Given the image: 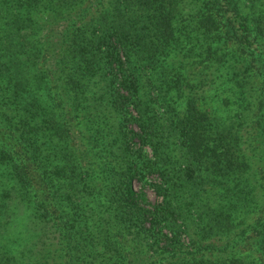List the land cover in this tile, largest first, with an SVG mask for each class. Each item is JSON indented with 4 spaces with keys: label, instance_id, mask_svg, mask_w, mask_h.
<instances>
[{
    "label": "trees",
    "instance_id": "1",
    "mask_svg": "<svg viewBox=\"0 0 264 264\" xmlns=\"http://www.w3.org/2000/svg\"><path fill=\"white\" fill-rule=\"evenodd\" d=\"M248 20L233 0H0V130L36 170L32 180L0 142V264H264V99L256 195L244 151L201 104L217 79L248 104L244 66L227 46L233 36L251 43ZM236 114L238 126L251 119ZM174 150L178 165L164 172ZM140 167L163 179L147 181ZM260 203L243 222L241 206ZM16 205L35 231L16 226ZM258 225L259 256L237 251ZM50 229L55 239L38 243Z\"/></svg>",
    "mask_w": 264,
    "mask_h": 264
},
{
    "label": "rangeland",
    "instance_id": "2",
    "mask_svg": "<svg viewBox=\"0 0 264 264\" xmlns=\"http://www.w3.org/2000/svg\"><path fill=\"white\" fill-rule=\"evenodd\" d=\"M213 1V0H212ZM209 0V2H212ZM235 1L241 8V11L247 15L249 20L247 21L249 26L250 34L254 37V39H251V43H241L239 42L235 36L232 38H228V49L232 52L236 53L242 61L243 68L245 69V80L247 83L243 85V94H246L248 97V100L245 101L248 102V104L244 105L240 102V97H237V87L233 86L235 84L224 81L223 84L213 82L210 83L208 88L204 91V101L201 100V104L204 105L209 114L212 115V120H216V117H220V120H222V123L226 124V128L224 133L230 137L235 144L244 151L245 156L248 161V167L245 169V174L247 177H250L249 180H246L248 185L253 184L255 186V189L252 190L253 194L256 195L258 185L261 184V167H260V129L259 125H261V99H264V54L262 51L263 44L261 42L262 36L261 31H259V28H261V24L264 28V0H233ZM260 12V13H259ZM258 13L260 15V18L258 19ZM217 18L219 16H216ZM223 30V27H222ZM220 30L221 34H224V32ZM264 36V33H263ZM233 86V87H232ZM236 94V95H235ZM130 109V106L127 107ZM235 110L240 112H244L245 115H250V120L243 122L238 126V120L239 116L238 114L235 115ZM160 110H158V107L155 105H152V108L150 109V112L153 113V117L156 119H164L166 116L159 114ZM216 116V117H215ZM234 120V121H233ZM221 122V121H220ZM233 125V129H232ZM133 128L136 127L135 124H131ZM237 127L239 131L237 130ZM240 133V135H239ZM0 142L2 144H5V147L9 148L13 154L16 155L18 160L23 164L26 165V172L27 175L34 180L36 178V170L35 168L28 164V160L26 159L23 150L19 147L17 143L12 140L4 131L0 130ZM145 153V157H148L150 159H153L156 157L153 153V149L146 144L142 147L141 155ZM171 153V160H167L165 162L164 172H170L175 171V167L178 165V150H174V155ZM155 159H153L154 162ZM23 164V165H24ZM142 164H146V162H143ZM142 176L149 182L152 181H160L161 175L156 170H149L147 167H143L141 169ZM171 173V172H170ZM164 175V174H162ZM166 176V175H164ZM236 179V178H235ZM238 182L237 185H233L234 187H238L239 191L245 190L247 188L246 182L243 180L237 179ZM253 181H256V184L253 183ZM32 188L40 195L44 196L45 199L48 201V198L45 196V190L38 185V182L32 181ZM140 181H134L133 185L135 188L139 187ZM245 183V184H244ZM244 184L245 187L242 186ZM143 190L146 194L147 200L149 203L159 202L161 200V195H157L153 188H151L149 185H145L143 187ZM260 190V189H259ZM252 195V194H251ZM232 200H235L234 202L240 203L242 201L241 195L239 197V200L237 196H234L232 193L231 196ZM11 204V203H10ZM261 203L254 207L250 212L246 213L244 210L246 207L241 206V210H243V222L251 223L257 218L258 215H261V209H260ZM237 210L235 211V215L241 211ZM25 213H22V207L21 205H16L14 207L13 216H15L16 226L19 224H25L27 228H30L32 230H36L38 227H33L34 224L32 220L29 217H23L25 216ZM235 216V219H236ZM25 228V227H24ZM20 229V228H19ZM18 229V230H19ZM15 230V229H13ZM257 231H259L257 233ZM261 226L258 225L256 230H252L249 226L246 227L244 230V233L241 234L239 237L237 243L235 244V249L239 251L240 253H249L250 255L254 257H258L260 254V250H257L258 246V239L261 237ZM44 233L40 234L37 238L38 243L41 239L45 241L47 240H54L55 239V233L51 231L48 232L46 236H44ZM33 236H29L26 238V240L33 239ZM182 239V236H181ZM184 239V237H183ZM25 240V239H23ZM259 247V246H258Z\"/></svg>",
    "mask_w": 264,
    "mask_h": 264
}]
</instances>
